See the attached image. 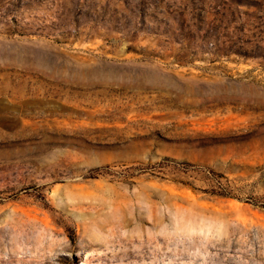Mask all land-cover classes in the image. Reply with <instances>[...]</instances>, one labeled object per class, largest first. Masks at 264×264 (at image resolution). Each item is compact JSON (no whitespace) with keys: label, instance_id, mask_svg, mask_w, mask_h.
Wrapping results in <instances>:
<instances>
[{"label":"rangeland","instance_id":"374dc122","mask_svg":"<svg viewBox=\"0 0 264 264\" xmlns=\"http://www.w3.org/2000/svg\"><path fill=\"white\" fill-rule=\"evenodd\" d=\"M0 264H264V0H0Z\"/></svg>","mask_w":264,"mask_h":264},{"label":"bare ground","instance_id":"6f19581e","mask_svg":"<svg viewBox=\"0 0 264 264\" xmlns=\"http://www.w3.org/2000/svg\"><path fill=\"white\" fill-rule=\"evenodd\" d=\"M193 225V224H192ZM190 226V225H189ZM189 229V228H188ZM194 229H195V227H194ZM194 229H189V232L190 231H192V230H194ZM204 229V228H203ZM201 230V229H200ZM199 231V230H198ZM55 232V231H54ZM194 232H196V231H194ZM204 233V232H203ZM206 234V233H205Z\"/></svg>","mask_w":264,"mask_h":264}]
</instances>
